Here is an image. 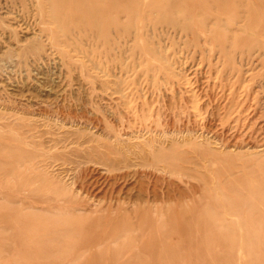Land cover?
Returning <instances> with one entry per match:
<instances>
[{
	"label": "rangeland",
	"instance_id": "rangeland-1",
	"mask_svg": "<svg viewBox=\"0 0 264 264\" xmlns=\"http://www.w3.org/2000/svg\"><path fill=\"white\" fill-rule=\"evenodd\" d=\"M210 2L0 0V264H264V4Z\"/></svg>",
	"mask_w": 264,
	"mask_h": 264
},
{
	"label": "bare ground",
	"instance_id": "bare-ground-1",
	"mask_svg": "<svg viewBox=\"0 0 264 264\" xmlns=\"http://www.w3.org/2000/svg\"><path fill=\"white\" fill-rule=\"evenodd\" d=\"M216 1H219V0H216ZM254 2L255 3H253V5H255V6H259V5H263L264 4V0H254ZM206 3L207 4L210 3V5H211L210 0H206ZM220 3H219L221 5V9L220 10L222 11V13L230 11L231 8L227 4L224 3V0H220ZM240 3H241V1H239L238 4H240ZM235 11L233 12V14L235 13ZM5 63H6V61H5ZM92 151H94V150H92ZM95 155H96V157H95L94 161L95 162H99L101 164H104L111 171H113L115 169H118L119 168V163L121 161H123L124 164L125 163L127 164V162H126L127 158L126 157L124 159H121L119 156H117V158L116 157L115 158H111L109 155H107V153H104V152L101 153L100 151H97V150H95ZM85 158H87V160H91L93 158L92 157V153L91 152H87V154H85ZM114 176L117 177L116 173L114 174ZM82 189H84V191H86V189L84 187H82ZM167 209H169V207H167Z\"/></svg>",
	"mask_w": 264,
	"mask_h": 264
}]
</instances>
